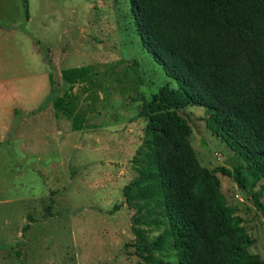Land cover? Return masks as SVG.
Here are the masks:
<instances>
[{"label": "rangeland", "instance_id": "1", "mask_svg": "<svg viewBox=\"0 0 264 264\" xmlns=\"http://www.w3.org/2000/svg\"><path fill=\"white\" fill-rule=\"evenodd\" d=\"M10 2L0 21L28 35L0 39V264H137L123 189L147 122L133 118L143 99L178 85L143 47L131 0H29V21L22 0ZM179 113L201 165L232 169L209 112ZM218 177L264 262L260 187Z\"/></svg>", "mask_w": 264, "mask_h": 264}, {"label": "trees", "instance_id": "2", "mask_svg": "<svg viewBox=\"0 0 264 264\" xmlns=\"http://www.w3.org/2000/svg\"><path fill=\"white\" fill-rule=\"evenodd\" d=\"M131 3L143 47L178 85L143 99L133 118L147 122L137 176L123 189L137 264H264L218 177L260 187L252 196L264 215V0ZM22 4L28 21L29 0ZM195 106L209 112L206 128L233 153L232 169L199 162L179 113Z\"/></svg>", "mask_w": 264, "mask_h": 264}, {"label": "crops", "instance_id": "3", "mask_svg": "<svg viewBox=\"0 0 264 264\" xmlns=\"http://www.w3.org/2000/svg\"><path fill=\"white\" fill-rule=\"evenodd\" d=\"M10 6H11L10 0H0V17H2L4 14L8 13ZM19 31H20V29L16 25L10 24L8 22L3 23L0 21V39L3 38L4 41H6V40L10 41L11 39H13L15 37L16 33H18ZM20 32H23L24 34L28 35L27 31H25V30L20 31ZM0 41H2V40H0ZM4 41L1 45L7 46V44H5ZM9 45H10V43H9ZM32 50H34L35 52L38 53L35 44H32Z\"/></svg>", "mask_w": 264, "mask_h": 264}]
</instances>
